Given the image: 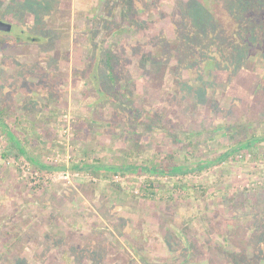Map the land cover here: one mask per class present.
<instances>
[{"label": "rangeland", "instance_id": "374dc122", "mask_svg": "<svg viewBox=\"0 0 264 264\" xmlns=\"http://www.w3.org/2000/svg\"><path fill=\"white\" fill-rule=\"evenodd\" d=\"M0 20V112L66 167L37 168L0 127V167L28 193L24 218L0 203V264H264V0H0ZM171 157L209 166L119 185L105 168ZM81 179L48 217V190Z\"/></svg>", "mask_w": 264, "mask_h": 264}, {"label": "crops", "instance_id": "0c3cea01", "mask_svg": "<svg viewBox=\"0 0 264 264\" xmlns=\"http://www.w3.org/2000/svg\"><path fill=\"white\" fill-rule=\"evenodd\" d=\"M0 122L3 125H5L7 130H9L10 135L15 137L16 141H19L16 138L17 137L16 134L14 135V133L10 130V129H12V127H10L11 125L9 124V121L6 120V118L4 117V112L3 113L0 112ZM2 124L0 125V127L2 126ZM6 134H7V132H6ZM8 139H9V137H8ZM20 145L24 149V151L26 152L25 155H23V154L21 155L20 152L12 144V147L14 148V150H16L18 152L19 155H21L22 157H24L25 159L30 161L37 168H41L42 166H46V165H44V163L41 162L39 156H36V154H37L35 152L36 149H33L29 152L28 147L23 146L22 143H20ZM26 145L28 146V144H26ZM8 156H9V153L7 150L4 152V158H7ZM85 165H90V164L86 163ZM76 166H80L83 168V163H81V165L78 164ZM46 167H48V166H46ZM9 170H10V172H9V175L7 176L6 173ZM11 170H12L11 168L9 169V168L5 167V165L0 167V203H2L1 207H2L3 203L14 204V206H13L14 209H11L10 212L7 214L10 215L9 217H12L13 215H16V216L18 215L21 219V218H24V215H25V212L23 209V207L25 206L24 198L27 197L28 193L26 194V191L24 190L26 187L18 181L17 174H15V172H13ZM79 181L82 184H80V182L79 183L63 184L64 186H63L62 190H56V193H55V190H53V189L48 190V194L46 193L47 199H48L47 202L49 203L47 205V207L50 209L48 217L54 216L55 212H58V211L61 212L62 215L67 214L68 211H72L71 207H72V201L73 200H76L79 197L83 199V181H82V179ZM9 188H10V190L8 191ZM49 191H50V193H49ZM34 202L35 203L33 204V207H36L37 209H35V213H32L31 216L35 217L36 222L34 221L33 223L37 224V222L39 221V214H38L39 207L42 205L40 204L41 200L39 198L36 199ZM51 202H53L56 207H54V205H53V207H51V205H52ZM16 206H17V208H15ZM1 207H0V213H2L5 210V209L2 210ZM55 210H57V211H55Z\"/></svg>", "mask_w": 264, "mask_h": 264}, {"label": "trees", "instance_id": "16d2710c", "mask_svg": "<svg viewBox=\"0 0 264 264\" xmlns=\"http://www.w3.org/2000/svg\"><path fill=\"white\" fill-rule=\"evenodd\" d=\"M111 56L110 57H107V66L108 68H110V71H112V66H111ZM2 123L0 122V125ZM2 130L5 132H7V136L9 137V139L11 140V143L13 144V146L20 152V154L22 155H25L26 152L24 151V149L21 147L20 145V142L19 141H16L15 137H13L12 135H10V132L9 130H7V128L5 127V125L2 124L1 126ZM264 141V138L263 139H260V138H256V139H253L252 140V143L255 144L257 143L258 141ZM251 143V144H252ZM247 146H250V144L248 143H245V144H242V146H238L237 148L235 149H232L231 151L221 155L216 161H214L213 163H222V162H225L230 156H232L234 153H237L239 151L242 150V148H245ZM172 162H170L169 164H162L160 166H151V167H136V166H126V167H112V168H109V167H105L108 171H114L116 174L117 173H120L122 174L123 176H125L127 178L128 176V172L129 173H140L139 171H141L142 173L144 174H147V175H150V176H168V177H171V178H176V177H179V176H185L186 174H188L189 172H194V171H197V170H202L204 168H206L207 166H209V164H202L201 166H199L197 169H188L187 167L185 166H176V165H173V157L170 158ZM32 161V160H31ZM41 168L45 169V170H65L66 167H60V168H52V167H46V166H42ZM101 167H97L95 165H85L83 164V168L80 167V166H73L72 169L75 170V171H82L83 172H88V173H93L95 171H98V169H100ZM149 182L150 186H153L154 187V183H151V181H147ZM118 184V183H116ZM153 184V185H152ZM119 185V184H118ZM149 186V185H148ZM148 186H143L142 187V191L144 192H148V189L147 187ZM144 196V195H143Z\"/></svg>", "mask_w": 264, "mask_h": 264}, {"label": "built area", "instance_id": "2783aa9c", "mask_svg": "<svg viewBox=\"0 0 264 264\" xmlns=\"http://www.w3.org/2000/svg\"><path fill=\"white\" fill-rule=\"evenodd\" d=\"M61 176H62L63 178H65V180H68V178L70 177V173H69L68 171H63V172L60 173V177H61ZM76 176H80V174L77 173ZM125 179H126L125 176H123V175L120 174V173H117V174L114 175L113 181H114L115 183H122Z\"/></svg>", "mask_w": 264, "mask_h": 264}, {"label": "water", "instance_id": "95a60500", "mask_svg": "<svg viewBox=\"0 0 264 264\" xmlns=\"http://www.w3.org/2000/svg\"><path fill=\"white\" fill-rule=\"evenodd\" d=\"M10 29H11V26L8 23L0 21V31L9 32Z\"/></svg>", "mask_w": 264, "mask_h": 264}, {"label": "flooded vegetation", "instance_id": "af4514ba", "mask_svg": "<svg viewBox=\"0 0 264 264\" xmlns=\"http://www.w3.org/2000/svg\"><path fill=\"white\" fill-rule=\"evenodd\" d=\"M0 21H3V20H0ZM3 22L8 23V22H6V21H3ZM8 24L11 26L10 23H8ZM0 33H1V34H5V33H7V32L0 31Z\"/></svg>", "mask_w": 264, "mask_h": 264}]
</instances>
